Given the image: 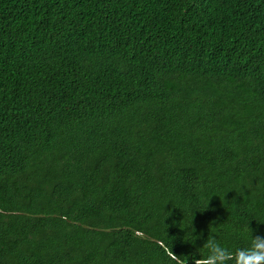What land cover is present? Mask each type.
Segmentation results:
<instances>
[{
  "label": "trees",
  "instance_id": "1",
  "mask_svg": "<svg viewBox=\"0 0 264 264\" xmlns=\"http://www.w3.org/2000/svg\"><path fill=\"white\" fill-rule=\"evenodd\" d=\"M251 235L264 0H0V264H196Z\"/></svg>",
  "mask_w": 264,
  "mask_h": 264
},
{
  "label": "clouds",
  "instance_id": "2",
  "mask_svg": "<svg viewBox=\"0 0 264 264\" xmlns=\"http://www.w3.org/2000/svg\"><path fill=\"white\" fill-rule=\"evenodd\" d=\"M212 253L196 264H227L232 260L234 264H264V237L251 235V246L248 249H241L233 256L229 252L223 255L216 254L215 246H212Z\"/></svg>",
  "mask_w": 264,
  "mask_h": 264
}]
</instances>
